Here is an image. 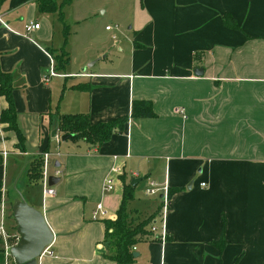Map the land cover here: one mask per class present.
Wrapping results in <instances>:
<instances>
[{"label":"crops","instance_id":"crops-1","mask_svg":"<svg viewBox=\"0 0 264 264\" xmlns=\"http://www.w3.org/2000/svg\"><path fill=\"white\" fill-rule=\"evenodd\" d=\"M39 1L0 0V70L11 76L22 136L0 124V202L12 244L10 208L21 199L51 234L54 257L40 264H110L103 221L115 219L122 186L138 178L126 211L132 225L150 218L155 231L134 245L129 264H264V0H51L50 13ZM105 15L114 25L98 33ZM29 22L38 28L26 34ZM62 47L67 62L45 81L55 66L49 51ZM140 101L153 117L129 118L98 147L50 136L59 115L105 123ZM44 176L58 180L52 196L42 194ZM107 178L113 189L104 193ZM150 182L157 192L145 196ZM136 193L146 199L139 208L130 203ZM98 203L106 217L91 221Z\"/></svg>","mask_w":264,"mask_h":264},{"label":"trees","instance_id":"trees-1","mask_svg":"<svg viewBox=\"0 0 264 264\" xmlns=\"http://www.w3.org/2000/svg\"><path fill=\"white\" fill-rule=\"evenodd\" d=\"M66 3V2H64ZM63 3V4H64ZM38 9L43 13L55 12V4L51 0H41ZM61 20L60 13L57 12ZM63 46L66 44L68 28L62 23ZM49 55L55 63L54 71L61 70L67 62L66 53L63 47L57 51H49ZM13 90L11 76L0 70V97L4 99L6 107L0 111V124L5 125V129L14 132L18 142H22L16 122L15 112L11 98ZM153 117L150 104L148 102H132L129 116H124L116 120L105 123L91 124L86 114H64L59 115L56 120V130L61 135H68L71 141H82L89 147H98L107 142L111 135L121 133L124 124L129 118ZM41 171L40 159L33 162L30 169L31 175L36 178ZM134 187L129 184L123 185L118 208L113 221H103L104 233L102 243L104 245L103 258L110 264H129L133 261L132 247L141 239H147L149 231L146 226L150 218L132 225L126 211L127 203L133 199ZM168 194V193H167ZM159 237L150 236V240H157Z\"/></svg>","mask_w":264,"mask_h":264},{"label":"water","instance_id":"water-1","mask_svg":"<svg viewBox=\"0 0 264 264\" xmlns=\"http://www.w3.org/2000/svg\"><path fill=\"white\" fill-rule=\"evenodd\" d=\"M56 129L52 130L50 136L54 138ZM68 135L60 136V140L68 139ZM47 186H53L58 180L48 176ZM140 179L133 178L129 182L134 187ZM11 218L15 225V232L18 235L16 242L8 248V255L13 264H37L41 251L51 242V234L47 230L42 215L39 211L27 205L19 199L10 208ZM132 257H137L133 253Z\"/></svg>","mask_w":264,"mask_h":264},{"label":"built area","instance_id":"built-area-1","mask_svg":"<svg viewBox=\"0 0 264 264\" xmlns=\"http://www.w3.org/2000/svg\"><path fill=\"white\" fill-rule=\"evenodd\" d=\"M37 28H38L37 23L29 22V23L24 25V32L27 34L33 30H36ZM113 28H116V26L115 27L113 26ZM110 29L111 28L109 26L105 27V30H110ZM112 38H114V36H112ZM53 75H55V72H54V69L51 65V66H49L46 73H44L43 79L46 81L49 77H52ZM177 113L183 115L182 109H178ZM46 156H47L46 154L43 155L44 158H46ZM57 174H58V172H54V175H57ZM45 182H46V184H45ZM200 186L203 187L204 184L201 183ZM112 189H113V180L110 178L105 179L104 185H103V192L109 193L112 191ZM156 192H157V187L153 182L148 183L147 186L143 190V193L145 196H153ZM161 193H162L161 194L162 195L161 215L163 216V214L166 211V189L164 187L162 188ZM42 194H43V196H46V197L53 195V190L51 189V187L47 186V181H46L45 176L43 178ZM105 217H106V212H105L104 208L102 207V205L100 203L96 204L94 206L93 210L91 211L90 220L91 221H100V220L105 219ZM149 231L151 233H153L155 231V228L153 225L150 226ZM8 238L9 237L5 235L4 230H3V204H2V202H0V240L2 243V248H1L2 254H3L5 259L7 258V255H8V248L12 245V244L7 245ZM159 238L161 240L164 239L162 235H160ZM132 251L134 252V247H132ZM42 257L43 258L44 257H48V258L54 257L49 246L45 247L41 251L40 256L37 259V264H40V260Z\"/></svg>","mask_w":264,"mask_h":264},{"label":"rangeland","instance_id":"rangeland-1","mask_svg":"<svg viewBox=\"0 0 264 264\" xmlns=\"http://www.w3.org/2000/svg\"><path fill=\"white\" fill-rule=\"evenodd\" d=\"M108 15H105L104 16V24H98V26H97V32L98 33H100L102 30H103V26L105 25V21H107L108 20ZM113 22H107L106 24L107 25H110V26H112V25H114V24H112ZM120 29H121V27H120ZM115 34H117V40L121 37L120 35V33L119 32H117V33H115ZM68 35H69V30H68ZM75 47L76 48H78L79 47V44H78V42H76V45H75ZM144 184V182H143V180L138 184V189H140L141 187H142V185ZM20 187H21V184H20ZM24 188V187H23ZM22 188V189H23ZM28 191H30V192H34V190H33V188H26ZM23 192H24V190H22ZM26 191V190H25ZM136 195V197L134 196V200L132 201V202H130L131 203V205H135L137 208H139L138 206H141L142 204H144V202H146V199L145 198H143L142 197V195L140 194V193H136L135 194ZM23 201V200H22ZM138 205V206H137ZM132 207H134V206H132ZM7 219V218H6ZM6 219H4L3 220V224H4V227H5V225H6ZM9 220L11 221V219L9 218ZM10 245V244H12V240L10 239V238H8V240H7V245ZM13 245V244H12ZM0 248H2V243H1V240H0ZM13 264V262H12V260H11V258L7 255V258L5 259L4 258V256H3V254L2 253H0V264Z\"/></svg>","mask_w":264,"mask_h":264}]
</instances>
